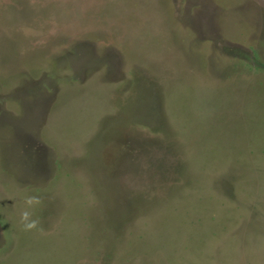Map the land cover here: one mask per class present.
Returning <instances> with one entry per match:
<instances>
[{"label": "rangeland", "instance_id": "374dc122", "mask_svg": "<svg viewBox=\"0 0 264 264\" xmlns=\"http://www.w3.org/2000/svg\"><path fill=\"white\" fill-rule=\"evenodd\" d=\"M0 264H264V0H0Z\"/></svg>", "mask_w": 264, "mask_h": 264}]
</instances>
